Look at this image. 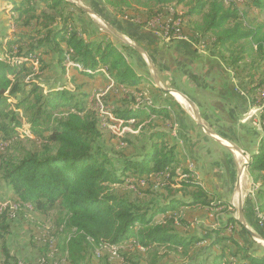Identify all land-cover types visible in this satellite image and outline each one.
<instances>
[{
    "label": "trees",
    "instance_id": "16d2710c",
    "mask_svg": "<svg viewBox=\"0 0 264 264\" xmlns=\"http://www.w3.org/2000/svg\"><path fill=\"white\" fill-rule=\"evenodd\" d=\"M3 2V9L10 13L15 29L10 37L4 36L0 44L1 48L8 47V51L0 56V151H5L25 135L20 131L25 116L28 132L39 141V147L26 151L16 161L0 159V188L7 192L8 201L19 205L17 210L30 208L41 215L56 212L57 235L63 236L56 247L68 264H89L93 258H99L96 254L102 251L113 259L108 248L127 242L138 254L162 247L184 258L189 257L192 249L206 243L204 247L208 253L201 264H264V250L256 254L234 236L237 221L232 217L229 204L215 199L203 188L201 180L179 159L176 147L166 140L167 134L154 122L159 117L170 119L166 108L144 99L136 101L132 94L120 90L131 89L141 94V86L147 82L148 74L137 72L122 50L105 34L83 37L74 22V12L68 9L73 4L66 0ZM101 2L113 14L144 26L162 17L170 7H186L183 16H173V22L182 19L188 23L189 33L180 31L181 35L194 44L210 36L209 51L230 70L237 71L241 67L235 77L251 95L252 105L262 106L259 146L248 164L253 183L258 184V212L262 213L264 100L257 103L253 98L264 85V81L255 82L264 61L262 26H246L245 13L235 7L234 0L228 1V7L223 0H144L140 12L143 20L129 16V0ZM249 4L264 12V0H249ZM39 5L54 15L45 12L36 15ZM196 17L199 20L195 22L192 19ZM242 41L246 43L244 46ZM22 42L28 46L27 50L23 51ZM13 46L17 47L15 54L11 49ZM38 51L55 54V65L62 73L68 68L78 77L91 81L104 76L115 91H120L122 98L111 111L113 118L122 123L137 121L134 128L147 121L139 132L148 135V144L137 156L114 158L97 145L102 136L101 118L87 103L90 93L84 90L86 82L75 91L60 86L46 94H42L38 84L24 82V77L30 74L27 63ZM252 51L258 59L246 70ZM37 62L39 64V59L35 58ZM11 100L15 102L11 104ZM129 178L138 185L153 184V187L161 183L166 195L161 201L145 204L109 190V185L121 184ZM139 180L144 182H137ZM184 208L219 210L227 221L224 226L207 230L205 235L210 240L206 241L184 229L179 231L178 227L186 229L189 226L179 212ZM159 216L162 219L156 221ZM8 217L6 213L0 217L1 253L6 258H10ZM119 256L123 260L121 264H137L127 252L119 251ZM105 264L114 263L107 259Z\"/></svg>",
    "mask_w": 264,
    "mask_h": 264
},
{
    "label": "crops",
    "instance_id": "0c3cea01",
    "mask_svg": "<svg viewBox=\"0 0 264 264\" xmlns=\"http://www.w3.org/2000/svg\"><path fill=\"white\" fill-rule=\"evenodd\" d=\"M108 13V21L103 22L105 30L92 24L87 14L83 15L76 23L83 37L105 34L122 50L137 72L148 74L147 82L141 86L142 96L131 89L120 90L134 97L149 96L151 104L166 108L170 119L159 117L154 122L167 134L166 140L176 147L179 159L201 180L203 188L215 199L229 204L232 217L237 221L233 229L237 240L250 251L260 254L261 244H253L245 230L251 229L264 235V211L258 212V184L255 187L248 168L243 169L245 162L257 152L261 132L256 123L240 122L241 114L254 108L246 88L243 90L231 70L209 50L203 49L200 42L194 44L189 38L165 39L148 25H137L131 19ZM14 29V25L8 26L9 37ZM83 81L89 86V93L93 86H104L103 92L94 90L96 97L115 89L104 76ZM166 90L188 98L203 119L215 118L214 122L209 120L206 127L203 125L215 137L205 132L194 114L193 117ZM201 111L206 114L202 115ZM238 207L241 208L243 225L239 221ZM223 221L225 224L226 216ZM223 223L221 226H224ZM197 236L206 239V235Z\"/></svg>",
    "mask_w": 264,
    "mask_h": 264
},
{
    "label": "rangeland",
    "instance_id": "374dc122",
    "mask_svg": "<svg viewBox=\"0 0 264 264\" xmlns=\"http://www.w3.org/2000/svg\"><path fill=\"white\" fill-rule=\"evenodd\" d=\"M67 2L73 4V7L68 9L72 10L76 17L74 16L75 24L77 21L82 19L83 15H86L87 18L90 20L92 24H97L103 30H105V26L103 22L106 23L109 19L108 11L112 13V11L101 3V0H66ZM131 4V9L129 10V16L131 17H139V19L143 20L142 16V9L145 2L144 0H129ZM225 6L228 7L229 0H223ZM235 7L242 13H245L244 21L246 26H262L264 30V12L258 11L253 8L249 4V0H234ZM5 3L3 0H0V44L3 41L4 36H9V32L7 28L12 22L10 21V13L3 9ZM5 7V6H4ZM8 10V9H7ZM187 11L186 7L183 6H176L170 7L166 9L165 14L160 17V24L163 26L170 25L173 22V16H183ZM40 12H45L48 14H53V12L47 10V8L43 5H39L36 8V15ZM138 12V13H136ZM182 18V17H181ZM138 20V18H135ZM134 20V19H133ZM179 19L175 21V25L178 27V30L183 32V34L189 33L188 23L187 21H181ZM185 20V18H184ZM193 21H198L199 18H193ZM135 23V21H133ZM52 28H55V23L53 24ZM157 28V27H156ZM155 28V29H156ZM159 30V28H157ZM211 37L207 36L201 39L199 45L205 49L206 51L209 50V46L211 43ZM23 43V51L28 49V46ZM242 46H244L245 42H240ZM131 44V43H130ZM12 52L15 54L17 52V47L13 46ZM8 51V47H0V56H3V53ZM212 54V53H211ZM250 57V66L246 68L249 69L252 66V63L258 59L255 53L249 52ZM214 55V54H213ZM35 58L39 59L38 62L35 63V58H31L27 63L28 68L30 70V74L24 77L25 83H36L42 90V94H46L48 90H52L58 88L60 86L66 87L68 90L75 91V88H80L83 81L82 78L78 77L74 70L66 68L65 72H61V68L56 67L55 65V54L44 53L43 51H38ZM68 66V65H66ZM240 68L237 70L240 71ZM237 71L231 70L233 75L237 74ZM72 78L76 79L72 81ZM236 78V77H235ZM239 80V79H235ZM260 81H264V61L261 63V69L256 74V84ZM239 82V81H238ZM241 82H239L240 84ZM264 84V83H263ZM241 85V84H240ZM239 85V86H240ZM93 86V85H92ZM103 86V83H102ZM243 86V85H241ZM264 85L260 88L253 98H256L257 103L263 102L264 100ZM89 86L86 87L87 92ZM102 88V89H101ZM243 88V87H242ZM244 87L243 90H245ZM104 86H93L90 91L89 98L87 103L91 109L96 111L101 118L100 123V131H101V138L97 141V145L101 147L104 151H106L109 155L116 158L119 156L124 157H135L139 154V151L142 150L144 146L148 144L146 136L148 135H141L140 128L147 123L143 122L141 125H138L134 128V125L137 124V121L132 123H120L118 120L114 119L111 111L119 105V101L122 96L119 94L120 91L115 89H111L107 93L100 94L96 97L94 94V90H99L101 92L104 91ZM247 90V89H246ZM29 91H25L26 93ZM91 92L93 94H91ZM25 93V94H26ZM135 93V92H134ZM249 95V94H248ZM149 96H135L136 101L140 99L147 100V102H151L148 98ZM251 99V95L249 96ZM15 101L11 100L10 103L13 104ZM252 105V104H251ZM253 106V105H252ZM252 110H247L244 114H241L240 122L244 124V122H252L256 123L257 126L260 128V113L262 110V106H253ZM188 110V112L193 116L191 108L187 105L184 107ZM197 112V111H196ZM206 114L205 111H201V114ZM198 117L200 118V124L206 125L208 124L209 120L214 122L215 118H205L203 119L200 114L197 112ZM60 115V114H58ZM25 116V115H23ZM26 117L22 118L23 127L20 131H24L21 138L14 141L13 145L10 146L5 151H0V159H10L11 161H16L23 156L26 151L38 149L39 141L30 135L28 132V125L26 124ZM194 117V116H193ZM237 122V121H236ZM157 123V122H156ZM158 124V123H157ZM227 126V125H226ZM216 128V127H215ZM214 128V130H215ZM213 129V128H212ZM261 130V128H260ZM25 137V138H23ZM157 181V180H156ZM155 181V182H156ZM159 183V181H157ZM153 184L148 185H141L136 184L134 179L129 178L126 179L121 184H114L109 185V190L119 196L128 197L130 200H135L139 203L149 204L150 202H158L161 201L162 198L166 195V192L160 185L156 184L151 187ZM256 187V185H255ZM254 187V188H255ZM256 190V188H255ZM253 191V190H252ZM7 192L0 188V217L2 213H6L9 215L8 220H10V234L7 237V247H8V254L10 258H6L1 253V241H0V264H10L14 261H17L18 264H68L65 257L61 254L59 249H57V244L62 241L63 236L57 235V214L56 212H49L46 215H41L35 211H32L30 208L25 210L24 208H19L16 202L8 201L6 199ZM162 196V197H161ZM17 210V211H16ZM208 210V211H207ZM197 210L189 212L187 210H180L179 212L182 213V218L187 221L189 224L188 228H181L178 227L180 232L184 230L188 234L194 235H205L207 230L211 228H215L221 226L224 222L222 213L218 211L212 210ZM264 214V213H263ZM264 217V215H262ZM162 219L161 216L157 217L155 220L160 221ZM224 224V223H223ZM184 229V230H183ZM253 229V228H252ZM251 230V229H250ZM253 231V230H251ZM255 234L260 236L264 240V235L259 234V232L253 231ZM210 240L208 235H206V241ZM250 241L253 244H261L260 249L264 250V242L255 240L254 238H250ZM130 242L121 244L116 246V249L120 251V253L127 252L132 256V262H136L137 264H200L203 260L205 255H207L208 250L204 246L206 243H202L199 247L192 249L189 254V257H182L180 254H174L173 252H168L162 247H157L152 251H149L144 254H138L132 246H129ZM47 248V251H46ZM128 250V251H127ZM97 255L100 257L93 258L91 263L89 264H105V261L112 262L114 264H121L122 258L121 256L117 258L110 259L108 253L105 251L98 252ZM12 257V258H11ZM6 258V259H5Z\"/></svg>",
    "mask_w": 264,
    "mask_h": 264
},
{
    "label": "built area",
    "instance_id": "2783aa9c",
    "mask_svg": "<svg viewBox=\"0 0 264 264\" xmlns=\"http://www.w3.org/2000/svg\"><path fill=\"white\" fill-rule=\"evenodd\" d=\"M148 26L151 27L152 29H155L156 27L159 28L160 30L159 32L161 36L164 37L165 39H170V40L171 39H177V40L186 39L185 37L181 35L180 31L178 30V27L175 25L174 22L170 25L163 26L160 24L158 19H155L154 21L150 22ZM137 182H144V181L139 180ZM108 249H114L115 253L118 255L119 251L116 249V247H110Z\"/></svg>",
    "mask_w": 264,
    "mask_h": 264
},
{
    "label": "water",
    "instance_id": "95a60500",
    "mask_svg": "<svg viewBox=\"0 0 264 264\" xmlns=\"http://www.w3.org/2000/svg\"><path fill=\"white\" fill-rule=\"evenodd\" d=\"M130 44V43H129ZM169 94H173V93H176L175 91H173V90H166ZM183 98H184V100L186 101V103H187V105L191 108V110L193 111V114H194V116H195V118L197 119V121H199V117H198V114H197V112L195 111V109H194V106H193V104H192V102L188 99V98H186L185 96H183V95H181ZM200 127L203 129V130H205V132H207L208 134H210L212 137H215V135L214 134H212L211 132H209L203 125H201L200 124ZM218 141H219V139H217ZM233 147V146H232ZM236 150V149H235ZM237 151V150H236ZM241 153V152H240ZM242 154V153H241ZM248 164H249V161L247 160L246 162H245V164H244V167H243V169H245V168H248ZM238 212H239V221H241V224L243 225V221H242V218H241V208L240 207H238ZM245 230H246V232L252 237V238H254L255 240H258V241H262V242H264V240L260 237V236H258L257 234H255L253 231H251V230H249V229H247V228H245Z\"/></svg>",
    "mask_w": 264,
    "mask_h": 264
},
{
    "label": "bare ground",
    "instance_id": "6f19581e",
    "mask_svg": "<svg viewBox=\"0 0 264 264\" xmlns=\"http://www.w3.org/2000/svg\"><path fill=\"white\" fill-rule=\"evenodd\" d=\"M172 95L183 107H187V103L181 95H179L178 93H173ZM120 123H122V122H120ZM127 123H131V121H129ZM108 251H109L111 258L117 257V254L115 253L114 249H110Z\"/></svg>",
    "mask_w": 264,
    "mask_h": 264
}]
</instances>
